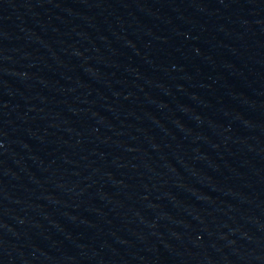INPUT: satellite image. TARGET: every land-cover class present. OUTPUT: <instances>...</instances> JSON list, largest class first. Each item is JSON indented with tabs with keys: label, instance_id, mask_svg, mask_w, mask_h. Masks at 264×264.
I'll return each instance as SVG.
<instances>
[{
	"label": "water",
	"instance_id": "95a60500",
	"mask_svg": "<svg viewBox=\"0 0 264 264\" xmlns=\"http://www.w3.org/2000/svg\"><path fill=\"white\" fill-rule=\"evenodd\" d=\"M0 264H264V0H0Z\"/></svg>",
	"mask_w": 264,
	"mask_h": 264
}]
</instances>
